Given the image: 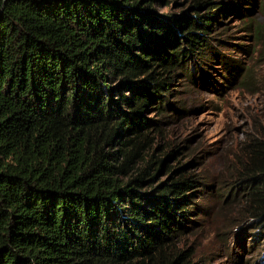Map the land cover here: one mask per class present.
Segmentation results:
<instances>
[{
  "label": "trees",
  "instance_id": "16d2710c",
  "mask_svg": "<svg viewBox=\"0 0 264 264\" xmlns=\"http://www.w3.org/2000/svg\"><path fill=\"white\" fill-rule=\"evenodd\" d=\"M182 1L163 19L172 0H0V264H196L181 245L199 181L169 169L176 150L160 159L153 134L182 113L169 96L196 82L222 8ZM240 163L260 230L264 127Z\"/></svg>",
  "mask_w": 264,
  "mask_h": 264
},
{
  "label": "rangeland",
  "instance_id": "374dc122",
  "mask_svg": "<svg viewBox=\"0 0 264 264\" xmlns=\"http://www.w3.org/2000/svg\"><path fill=\"white\" fill-rule=\"evenodd\" d=\"M215 1L222 9L191 65L197 80L176 79L169 98L182 113L168 110L175 119L161 127L163 134H153L154 149L160 159L176 150L167 161L169 169L184 168L199 181L188 192L197 193L190 216L195 224H189L181 245L191 262L264 264V226L259 230V221L248 216L246 191L234 187L243 181L242 145L264 127V0ZM185 3L172 0L158 7V14L182 16ZM201 77L216 89L201 86ZM148 117L160 120L156 110ZM168 172L157 184L169 179Z\"/></svg>",
  "mask_w": 264,
  "mask_h": 264
}]
</instances>
